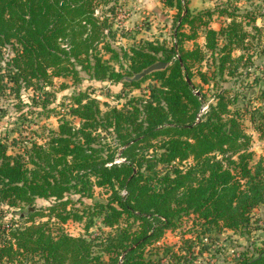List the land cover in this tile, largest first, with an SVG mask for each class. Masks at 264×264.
<instances>
[{"label": "trees", "instance_id": "obj_1", "mask_svg": "<svg viewBox=\"0 0 264 264\" xmlns=\"http://www.w3.org/2000/svg\"><path fill=\"white\" fill-rule=\"evenodd\" d=\"M118 2L0 0V97L14 94L24 117L48 108L54 78L75 86L43 140L12 153L17 139L0 136V264H156L150 247L192 215L204 234L252 231L264 204V152L256 160L253 149L254 133L264 137V88L253 89L259 76L247 83L264 55L246 29L261 32L257 17L163 0L177 10L173 43L125 47L111 41ZM215 14L229 21L216 29ZM158 61L165 66L136 78ZM84 72L120 84L124 101L92 96ZM144 82L145 93L124 92ZM69 221L86 234L69 233ZM248 253L235 264H264V240Z\"/></svg>", "mask_w": 264, "mask_h": 264}, {"label": "rangeland", "instance_id": "obj_2", "mask_svg": "<svg viewBox=\"0 0 264 264\" xmlns=\"http://www.w3.org/2000/svg\"><path fill=\"white\" fill-rule=\"evenodd\" d=\"M208 4L211 5V8L221 5H229L232 8L237 7L242 14L252 12L251 14L257 17L256 24L261 27V32H256L252 24L246 25V20H244V24L251 33L249 37L250 44L254 45L253 47H257L258 49L256 48V50L262 49L264 45V0H209ZM162 6L165 9L164 14L174 16L177 11L175 8L166 7L163 3ZM142 7L137 0H119L114 17V29H117V34L111 41H114L115 45L128 47L133 43L140 42V40H146V38L155 39L158 35L161 39L157 38L156 40L165 41L168 45H171L174 41L172 37L174 21L170 25L165 24L153 12L146 14ZM205 8L209 7L202 9ZM99 13L102 14L101 11ZM216 17L220 16L215 14L213 20ZM164 24L168 27V31H161V29L164 30L166 28ZM152 26L157 28H152ZM153 29H156L157 32ZM141 33L144 36H140ZM200 41L204 43L203 40ZM191 44L192 42L186 43L188 47ZM253 62H255L254 65H250L249 68L252 77L247 80V83L254 84L251 83L253 77H261L260 82L253 87L257 91L260 88H264V71L261 67V64L264 63V55L258 58L254 56ZM204 68L206 69V67ZM81 75L84 77V85L90 87L88 92H92V96L100 99L101 102L117 105L124 101L116 98L122 89L120 84L113 83L109 86L107 82L103 83L90 79L85 72L81 73ZM195 81L199 83V77H195ZM61 83H64V86ZM106 85L110 88L107 89ZM146 85L147 82H144L141 89L126 88L124 92L130 95H140L146 92ZM74 87L71 78H54V83L48 88L54 94L52 101L47 106L48 108L27 112L24 117H19L20 112L17 110L16 105L19 101L14 94L7 92L6 96L0 97V107L6 109L5 117L0 119V136L7 134L9 143L13 138L17 139L18 143L16 146H11L10 152L17 153L24 145H28L30 141L43 140L49 134V129L58 127L59 114L57 115V113L62 114L64 109L68 111V107L72 102L71 93ZM27 93L28 97H32L40 92L35 93L34 90L30 89ZM208 98L210 100L213 99L211 91L208 92ZM25 100L32 103L27 96H25ZM73 120L75 123L78 122L77 119ZM253 149L256 152L257 160L264 152V137L260 138L258 134L254 133ZM96 192L97 196L106 197L103 190L97 189ZM197 223V220H194V215H192L190 218H186L182 225L175 230H168L159 242L150 247L148 256L150 257L151 255L156 264H235L239 253L249 251L248 255H251L253 248L258 247L264 240V204L253 212V225L250 235L242 236L228 229L219 233L204 234ZM65 228L69 233L76 236L86 234L84 224L81 222L69 221L65 224Z\"/></svg>", "mask_w": 264, "mask_h": 264}, {"label": "crops", "instance_id": "obj_3", "mask_svg": "<svg viewBox=\"0 0 264 264\" xmlns=\"http://www.w3.org/2000/svg\"><path fill=\"white\" fill-rule=\"evenodd\" d=\"M138 3L140 2V4L143 6V10H145V13L146 14H149L150 12H153L155 14V16H158V18L160 17L165 24H168L170 25L171 22L174 21V17L173 16H170V15H166L163 13L165 12L164 10V6H162V3L161 0H137ZM209 0H189V7L192 9V8H197V9H202L204 7H211L210 4H208ZM144 5H145V8H144ZM173 12V11H172ZM227 21H229V19L225 16H220V17H216L212 22H211V26L216 28V29H219L222 25H224ZM164 24V26L166 27V25ZM152 28H157L155 26H152ZM156 31V29H153ZM158 30V29H157ZM168 27H166L164 30L161 29V31H168ZM152 32V30H151ZM147 33H149L147 31ZM156 34V33H155ZM140 35V34H139ZM160 35V33H159ZM140 36H144L141 35ZM146 38V37H145ZM157 38H160L158 37V35L155 37V39L151 38H146L147 40H156ZM161 39V38H160ZM200 40H203V42H205V38H204V35L203 33H201V36L199 38V41ZM201 42V41H200ZM134 44V43H133ZM132 45V44H131ZM127 47V46H126ZM190 47H192V44L190 45Z\"/></svg>", "mask_w": 264, "mask_h": 264}, {"label": "water", "instance_id": "obj_4", "mask_svg": "<svg viewBox=\"0 0 264 264\" xmlns=\"http://www.w3.org/2000/svg\"><path fill=\"white\" fill-rule=\"evenodd\" d=\"M164 66H165V62L158 61V62L154 63L153 65L149 66L148 68H146L142 73L137 75L136 78H140V77L144 76L145 74L151 72L152 70H154L156 68L164 67Z\"/></svg>", "mask_w": 264, "mask_h": 264}, {"label": "built area", "instance_id": "obj_5", "mask_svg": "<svg viewBox=\"0 0 264 264\" xmlns=\"http://www.w3.org/2000/svg\"><path fill=\"white\" fill-rule=\"evenodd\" d=\"M97 13H99V11H97ZM206 108H207V107L205 106V107L203 108V111L206 110ZM123 193L125 194V192H123Z\"/></svg>", "mask_w": 264, "mask_h": 264}]
</instances>
